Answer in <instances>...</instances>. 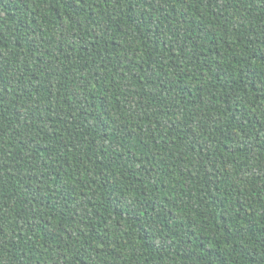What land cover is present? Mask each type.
<instances>
[{
  "label": "trees",
  "instance_id": "1",
  "mask_svg": "<svg viewBox=\"0 0 264 264\" xmlns=\"http://www.w3.org/2000/svg\"><path fill=\"white\" fill-rule=\"evenodd\" d=\"M0 264H264V0H0Z\"/></svg>",
  "mask_w": 264,
  "mask_h": 264
}]
</instances>
